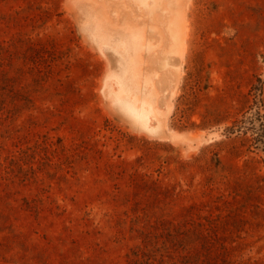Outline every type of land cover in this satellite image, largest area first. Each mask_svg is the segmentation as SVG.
<instances>
[{
	"label": "rangeland",
	"instance_id": "obj_1",
	"mask_svg": "<svg viewBox=\"0 0 264 264\" xmlns=\"http://www.w3.org/2000/svg\"><path fill=\"white\" fill-rule=\"evenodd\" d=\"M139 1L0 0V264H264V0Z\"/></svg>",
	"mask_w": 264,
	"mask_h": 264
},
{
	"label": "bare ground",
	"instance_id": "obj_2",
	"mask_svg": "<svg viewBox=\"0 0 264 264\" xmlns=\"http://www.w3.org/2000/svg\"><path fill=\"white\" fill-rule=\"evenodd\" d=\"M140 1L142 4L147 6L150 11L151 10L153 11L156 7H159V5L162 4V0H140ZM136 3H138V2H136ZM165 9H166V7H165ZM145 10H147V9H145ZM168 24H169V30H170L169 36L171 35V39L173 41L172 52L178 53L179 51H181V48H182V46H181V44H182L181 43V35H180V28L182 27V22H181L179 14L176 13L173 16V18L170 20V23H168ZM135 34L132 32V35H131L132 39L131 40L127 39L125 37L124 38L119 37V39L120 38L121 39H120V41H117L118 42L117 46H118V51L123 58H126L127 56L130 55V53L134 52L132 50H136V48H138L136 45L143 42V41L142 42L139 41L138 40L139 35L138 34L135 35ZM142 35L139 37H142ZM124 36H126V35H124ZM127 37H128V35H127ZM142 38L144 39V37H142ZM184 38H185V35H184ZM169 51H171V50H169ZM132 75L134 76L135 73H132ZM134 79H135V77H134ZM123 80L124 79H122L121 81L118 80V82L120 84V91L118 92V95H117L119 99L120 98L123 99V97H125V99H126L124 102H122V110H124L126 112V114H128V116L130 118H132V120H134L137 124H139L143 127L147 126L149 115L152 114V115H154L155 118L158 119L160 116V113H159V111H157L153 101L146 96H141L138 92L134 91L133 89L127 88L126 87L127 81H123ZM162 124H164V123H162ZM142 129H144V128H142Z\"/></svg>",
	"mask_w": 264,
	"mask_h": 264
},
{
	"label": "trees",
	"instance_id": "obj_3",
	"mask_svg": "<svg viewBox=\"0 0 264 264\" xmlns=\"http://www.w3.org/2000/svg\"><path fill=\"white\" fill-rule=\"evenodd\" d=\"M248 125L246 128H252L256 131L258 140L260 144L263 146L264 150V123L262 121V115L260 111L257 109L254 110V112L248 116L247 119Z\"/></svg>",
	"mask_w": 264,
	"mask_h": 264
}]
</instances>
